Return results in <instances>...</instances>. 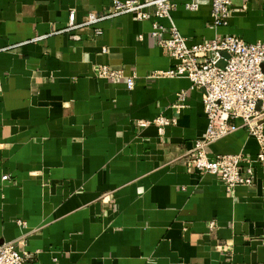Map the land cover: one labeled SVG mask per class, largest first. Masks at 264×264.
I'll return each mask as SVG.
<instances>
[{"label": "crops", "instance_id": "1", "mask_svg": "<svg viewBox=\"0 0 264 264\" xmlns=\"http://www.w3.org/2000/svg\"><path fill=\"white\" fill-rule=\"evenodd\" d=\"M190 1L197 10L184 8ZM175 2L189 44L217 34L264 42V0H233L217 27L210 0ZM111 7L0 0V244L22 240L33 255L24 264H264V166L230 193L191 167L207 123L202 93L185 77H149L175 62L150 21L126 13L66 29L70 11L81 23ZM102 64L134 74V88L98 77ZM159 114L176 123L162 134L138 126ZM257 151L244 128L206 147L210 157Z\"/></svg>", "mask_w": 264, "mask_h": 264}, {"label": "built area", "instance_id": "2", "mask_svg": "<svg viewBox=\"0 0 264 264\" xmlns=\"http://www.w3.org/2000/svg\"><path fill=\"white\" fill-rule=\"evenodd\" d=\"M176 0H112V7L105 13H87L81 23H75L74 12L68 14L66 29L81 25L95 24L103 19L130 13L136 20H149L150 36L163 53L172 58L174 66L167 70L154 71L149 77H185L190 88L201 91L203 112L206 116L204 134L195 140L191 167L201 174L216 176L230 193L239 185L253 183V165L264 166V42H247L233 34H217L211 39L189 44L178 31L171 12ZM233 0H210L211 24L214 27L226 25L232 14ZM187 10H197L195 1L184 3ZM166 19L168 24L160 22ZM95 32L100 34V30ZM78 38L77 36H72ZM105 51V49H102ZM97 76L111 82L123 80L127 90L135 86V75L126 74L122 68H112L107 64L98 66ZM176 110L185 106L186 90L177 93ZM154 123L160 134L167 125L175 124V118L161 114L153 119L137 121L138 126ZM244 128L258 145L253 158L242 153L216 154L208 156L206 147L229 133ZM2 180L9 175L3 174ZM24 227L25 223L17 219ZM209 226H214L211 221ZM22 240L0 244V264H24L32 259V254L22 248Z\"/></svg>", "mask_w": 264, "mask_h": 264}]
</instances>
